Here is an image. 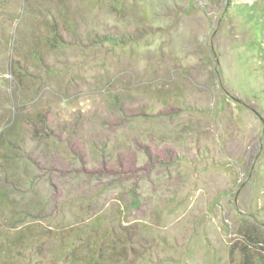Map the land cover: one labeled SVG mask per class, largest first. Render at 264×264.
<instances>
[{
    "label": "rangeland",
    "instance_id": "374dc122",
    "mask_svg": "<svg viewBox=\"0 0 264 264\" xmlns=\"http://www.w3.org/2000/svg\"><path fill=\"white\" fill-rule=\"evenodd\" d=\"M0 264H264V0H0Z\"/></svg>",
    "mask_w": 264,
    "mask_h": 264
}]
</instances>
